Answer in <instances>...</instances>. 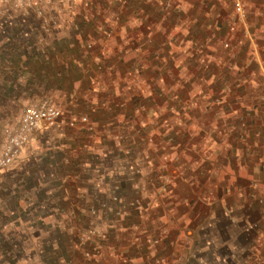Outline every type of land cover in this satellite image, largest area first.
Wrapping results in <instances>:
<instances>
[{
    "label": "crops",
    "instance_id": "crops-1",
    "mask_svg": "<svg viewBox=\"0 0 264 264\" xmlns=\"http://www.w3.org/2000/svg\"><path fill=\"white\" fill-rule=\"evenodd\" d=\"M248 2L258 8L264 6V0ZM234 18L238 23L233 0H83L73 4L72 10L67 12L64 22L68 32L65 35L53 34L42 39L49 40L52 45L50 50H54L53 53L50 51V57L46 51H42L41 55L46 57L47 61L36 62L33 64L35 69L31 68L32 65L27 61L28 58L31 60L33 53L24 48L18 54L19 62L10 67H3L2 70L33 72L34 76L38 71L48 73V86L43 82L34 86L38 89L49 87L50 90L46 91L48 94L59 92V73H64L69 80L66 86L61 87L63 90L64 87L72 89L73 98L70 104L77 108L74 113L88 115L94 124L102 129L108 125V121L117 119L120 115H129L132 107L129 97L135 103L140 102L138 89L130 86V79L123 77L127 70L143 71L144 79L154 82L152 93L149 91L152 98L147 102L148 112L142 115H170L172 99L181 97L184 101L188 92L183 89L195 88L194 95L197 97L194 115L196 118L197 115H210V118L207 120L201 116L196 121L200 131L196 133L193 149H190L194 159L191 164L185 161L178 164L174 195L164 200L165 208L161 218L164 220L162 229L166 232L163 236L166 239H171L175 233H183L188 222L193 224L191 228L195 231V236L197 234L201 237V230L208 222L216 226L210 230L211 234H214L219 230L223 231L225 223L226 226L230 224V217L250 223L253 213L264 214V106H261L264 105V47H245L244 42L251 38L248 25H240L244 30L245 39L242 33H236L235 38L239 41V46L229 48L225 44L222 45V40H226L229 33L223 37L216 36L217 32L215 33L213 28L220 23L231 22ZM109 30L110 36L106 35ZM260 35L264 36V32ZM89 43L93 44V48L87 47ZM193 43L194 48L191 47ZM64 56L66 66L63 65ZM257 63L256 70L254 66H257ZM70 73L74 74L69 76ZM222 73H225V79L220 78ZM19 76L18 81L25 82L24 75ZM237 80L241 82L237 85L241 88L236 94L226 95L225 99L228 98L227 106L233 103L245 106L246 114L242 115V119L245 118V129L242 133L233 128V120L237 119V116L233 115L232 109L223 112L219 109L216 111L217 107H211L209 110L205 107L206 103H210L207 101L210 99L208 93L213 97L212 93L216 88L229 91L235 89ZM23 87V92H15L13 96L0 90V104L26 102L43 97V92H40V95H27L31 87ZM75 90L77 91L74 92ZM124 101L128 102L125 103V108H116L111 112L106 109L108 104L117 105ZM137 106L139 104L136 103ZM7 116L13 115H1V118H10ZM218 119L225 122V125L221 126L225 128L222 134L212 131ZM100 130L98 129L99 132L95 135L89 134L86 137L85 131H82L80 136L79 130H71L70 137L83 139L81 145L85 153L80 161L71 157L72 161L69 163H59L60 167L62 165L65 169V174L61 172L56 178L61 182H68L69 186L67 197L64 198L67 202L53 206V213L61 215L60 211H63L73 216H90L93 213L91 209L96 207L99 215L109 212L116 215L118 211L124 214L129 212L127 204L134 198L156 203L157 199L151 200L154 194L151 186L148 185L145 193L140 194L133 189V184L128 186L127 179L121 177L129 172L128 166L120 163L123 162L119 158L120 149L105 143L103 136H96L102 132ZM42 133L43 131L38 132L34 140L40 141ZM76 148L81 146L77 144ZM32 151L28 148L21 154L18 164L24 170L35 164L29 159ZM96 153L100 154L98 158ZM146 153L151 152L145 151V159L137 157L138 154L136 157L139 163L148 161L151 165L150 156ZM38 162L36 161L37 164ZM42 163L44 164L40 161L41 165ZM54 163L50 162L51 168L55 167ZM40 164L36 165V169L41 168ZM87 173L91 174L90 178ZM100 173L107 183L98 182L100 188L97 190V179H94V175L97 177ZM35 174L42 176L43 173L35 171ZM113 176H120L119 180L113 179ZM228 186H231V194L225 192ZM113 193L120 196L127 206L113 202L114 195L110 197ZM256 194L257 201L254 199ZM188 199L193 201L192 205L187 202ZM106 203L109 208L103 207ZM151 212L149 216L152 220L158 219V215H154V212L151 215ZM99 221L105 226L102 220ZM129 221H137L135 215L121 216L111 225L127 231ZM261 226H264V222ZM229 229L231 232L232 229ZM117 230L116 228V232ZM189 239L185 235L181 239L184 247L181 257L183 262L187 259L186 251L189 245L186 240ZM233 244L232 241L231 247ZM261 251L262 249L259 252ZM246 261L244 259L242 263ZM251 263L247 261V264ZM252 264H264V258L261 262Z\"/></svg>",
    "mask_w": 264,
    "mask_h": 264
},
{
    "label": "rangeland",
    "instance_id": "rangeland-1",
    "mask_svg": "<svg viewBox=\"0 0 264 264\" xmlns=\"http://www.w3.org/2000/svg\"><path fill=\"white\" fill-rule=\"evenodd\" d=\"M245 2L248 11L247 25L251 38H248L244 45L247 49L263 48L264 36L260 34L264 32V6L258 8L251 5L248 0H245ZM77 3L79 2L56 0L49 5L48 13L56 15L59 23L53 32L48 33L44 29L41 20L33 12L13 7L11 0H0V90L2 92H7L13 96L16 94L15 92H23L25 88L23 86L31 87L28 89L27 95H40V92L45 94L46 91L50 90L49 87L44 89L34 88L35 85H38V82H43L47 86L50 84V81H47L48 73L46 72L38 71L34 76L33 72L5 71L2 70V67H10L19 62L20 57L18 53H14V50L18 49L17 47L21 42H25L29 52L33 53L31 60L28 58L29 61H27L29 65H32L31 68L35 69L34 63L47 59L41 55L42 51H46L48 57H50V51L54 52V50H50L52 45L49 40L42 41V39L53 34L62 36L68 32L64 21L67 18V12L72 10V5ZM213 31L217 32L216 36L222 37L229 33L226 40H222V45L229 42V48L240 45H238L239 41L235 38L236 33H242L243 39H245L244 30L236 23L235 18L231 19V22L227 21L214 26ZM81 46L83 45L81 44ZM191 47L194 48L195 44L193 43ZM60 48L63 47L60 46ZM85 51L87 52V50ZM63 59V65L66 66V57L64 56ZM14 60L15 62H13ZM253 63H255L254 60ZM256 65L254 69L257 70L258 63ZM19 74L24 75L25 82L18 81ZM59 74L58 93L55 91L50 94L46 93L43 94V97H36L26 102L0 104V142L3 128L15 125L23 110L34 101H47L60 107L64 111L65 118L63 124L39 130L38 132L43 131L40 141L39 139L37 141L33 140L26 148H29L30 151L34 150L29 156L30 161L33 164L35 162L34 165L24 170L18 164L21 158L20 155L17 162L0 176V264H247V261L254 263L263 260L264 226H261V224L264 222V214L262 212L253 213V216L250 217V220H252L250 223H243L238 221L237 218L230 217V224L226 226L225 223L223 231L219 230L214 234H211L210 230L215 229L216 226L208 222L201 230L203 232L202 236H197V234L195 236V231L191 228L193 224L191 225V222H188L183 233H181L182 231L175 233L171 236L173 239L163 237L166 232L162 229V221L164 220L161 218V213L165 208L163 206L164 200L166 201L174 195L173 191L177 185V166L183 161L189 164L193 161L194 158L190 149H193L196 133L200 131L196 121L201 116L208 120L210 115H197V118L194 115L197 96L194 95L195 88L193 87L187 90L183 89L189 93L186 94L184 101L181 97L172 99L170 115H142L148 112L147 102L152 98L149 91L152 93L154 83L144 79L143 71L138 72V77L141 78L142 83L140 86L137 85L134 72L127 70L123 73L124 78L131 80L132 85L130 86L138 89L140 102L136 103L139 106L136 107V103L129 97V101L132 100L129 115H120L117 119L108 121V125L104 129L95 125V131H85L84 137L89 134L95 135L99 132L98 129H101L102 134L99 133L96 136H103L105 143L117 150L120 149L119 158L123 160L120 163L128 166L129 172L122 174L121 177L127 179L128 186L133 184V189L139 191L140 194L145 193L148 185L151 186L154 189L151 200L157 199L156 203L138 198L147 209L146 214L143 216L135 206L129 205V203L127 204L129 205L127 211L129 212L125 214L118 211L116 215L114 212L99 215L96 207L91 209L93 213L90 216L83 214L73 216L63 213V211H60L61 215L53 213L51 210L53 206L67 202L64 198L67 197L66 191L68 192L69 184L56 178L61 172L65 174L62 163H69L72 158L80 161L81 156L85 153L81 145L83 139L70 137L73 128L67 125V121L71 118L69 116L75 114L77 108H73L70 104L73 98L72 89L64 87L63 90L61 87L67 85L69 77L65 76L64 73ZM73 74L70 73L69 76ZM260 75L258 74V76ZM220 78L225 79V73L220 74ZM238 84H241V82L237 80V83L234 84L235 87L233 86L235 89L230 91L223 88L214 89L213 97H211V93H208L210 99L207 101L210 103H206L205 107L208 110L211 107H217L215 108L216 111L219 109L223 112L232 109L231 111H234L233 115L237 116V119L233 120V128L242 133L241 131L245 129V118L242 119V115L246 114L245 106L243 107L241 103H233L227 106L228 98L225 99V96H228L229 93H237L241 88V86H237ZM125 103L128 102H122L123 107L119 108H125ZM261 106L263 108L264 105ZM1 115L13 116H7L10 118L3 119ZM80 116L82 115L75 114L72 118ZM109 116L112 117L113 115ZM216 122L220 126L214 123V130L212 131L224 133L223 129L225 128L221 126L225 122L221 119ZM132 124L135 125L137 131L129 128ZM81 132L82 130L79 132L80 136ZM118 133L123 135L120 142L114 138ZM73 144L76 146L78 144L81 148H76ZM163 145L167 146L166 149H162ZM146 150H149V153L151 152V154L146 153L150 156L149 162H152L151 165L147 163L148 161L146 163H139L138 161L137 157L139 156L145 159ZM95 155L97 158L100 156L99 153ZM152 157L154 158L153 161ZM36 161H39L38 164H40V161L44 162V164H40L41 168L36 169V165H38ZM50 162H55L54 168L50 167ZM59 163L62 164L61 167ZM136 167L141 169V173L136 174L133 171ZM35 171L43 173L42 176H37ZM87 174L90 178L91 174ZM100 174H97V177L94 175V179H97L95 180L97 190L100 188L98 182L99 184L103 181L107 183L103 178V174L101 176ZM162 175L170 177L167 189H163L164 183L160 178ZM98 177H101V179L99 180ZM119 177L113 176L112 178L119 180ZM108 184L110 185V183ZM225 192L231 194V186H228ZM113 195L115 193L111 194L110 197ZM254 199L258 200L257 194ZM187 202L190 205L193 204V201L191 202L189 199ZM187 202L184 203L187 204ZM177 203L178 201H176ZM116 204L126 205L123 201ZM150 212L151 215H153V212L154 215H158L156 221L149 216ZM131 214L132 217L135 215L137 221H129L127 231L111 225L121 216L130 217ZM99 220H102L107 226H102ZM116 228L118 229L117 232ZM229 228L232 229L231 232L228 231ZM93 229H96L98 233L92 236L89 245H82V237L91 233ZM235 229L237 230L234 231ZM182 235L190 238L186 240L189 247L186 251L187 259L184 260L185 262L181 258L184 251L181 242ZM232 241L234 243L233 247H231ZM87 249H90L95 255L87 256L85 254ZM244 259L245 261L247 259L246 263H242Z\"/></svg>",
    "mask_w": 264,
    "mask_h": 264
},
{
    "label": "built area",
    "instance_id": "built-area-1",
    "mask_svg": "<svg viewBox=\"0 0 264 264\" xmlns=\"http://www.w3.org/2000/svg\"><path fill=\"white\" fill-rule=\"evenodd\" d=\"M56 0H11V4L15 8L24 9L27 12H33L42 22L46 32H53L58 25V18L56 15L48 13L47 9L49 5L53 4ZM64 1V0H59ZM69 2H81L83 0H67ZM170 4V2H168ZM234 11L237 17L239 25L246 27L248 19V11L245 0H233ZM106 35L110 36L111 31L109 30ZM225 46H229L226 42ZM89 49L93 48V44L87 45ZM136 78L137 85H141V78L138 77V70L132 71ZM123 107V104L117 105L108 104L106 109L114 110L116 108ZM65 122L64 111L56 106L48 103L47 101H34L30 103L21 114L19 120L15 125L5 126L2 130V137L0 142V176L4 171L8 170L13 164L17 162L21 153L33 142L36 133L41 129L51 128ZM67 125L73 129L79 131L93 132L95 131V124L91 121L88 115H82L78 118H70L67 121ZM132 130H136L135 125L132 124L130 127ZM118 142L123 139V135L118 133L114 136ZM152 140V138H150ZM167 145V144H166ZM166 145L162 146V149H166ZM133 171L136 174L141 173V169L134 168ZM163 189H167V185L170 183V177L162 175ZM257 185V184H255ZM112 200L122 202L121 197L114 195ZM263 202V201H261ZM129 205L135 206L138 212L143 216L146 214L147 209L143 206V203L138 198L129 202ZM107 204L104 207L107 208ZM109 208V206H108ZM98 231L93 229L91 233L82 237V245H89L92 236L97 234ZM85 254L89 257L95 255L90 249L85 251Z\"/></svg>",
    "mask_w": 264,
    "mask_h": 264
},
{
    "label": "trees",
    "instance_id": "trees-1",
    "mask_svg": "<svg viewBox=\"0 0 264 264\" xmlns=\"http://www.w3.org/2000/svg\"><path fill=\"white\" fill-rule=\"evenodd\" d=\"M18 49H16V50H14V53H20V52H22V49L24 50V48H27L26 47V43L25 42H21L20 43V45H19V47H17ZM13 53V54H14ZM14 56V55H13ZM13 62H15V60L13 61ZM6 67V66H5ZM2 69H3V67H2Z\"/></svg>",
    "mask_w": 264,
    "mask_h": 264
}]
</instances>
